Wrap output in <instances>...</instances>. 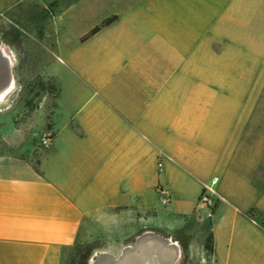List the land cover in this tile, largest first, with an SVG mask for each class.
I'll list each match as a JSON object with an SVG mask.
<instances>
[{
    "label": "crops",
    "instance_id": "1",
    "mask_svg": "<svg viewBox=\"0 0 264 264\" xmlns=\"http://www.w3.org/2000/svg\"><path fill=\"white\" fill-rule=\"evenodd\" d=\"M63 1L92 19L86 33L115 18L82 60H62L48 146L0 150V264H61L77 245L121 250L147 232L175 239L179 264H264V0L43 6ZM212 177L209 214L198 197ZM163 215L200 229L171 235Z\"/></svg>",
    "mask_w": 264,
    "mask_h": 264
},
{
    "label": "rangeland",
    "instance_id": "2",
    "mask_svg": "<svg viewBox=\"0 0 264 264\" xmlns=\"http://www.w3.org/2000/svg\"><path fill=\"white\" fill-rule=\"evenodd\" d=\"M43 5V0H28L6 9L0 5V45L10 55L14 80V87L0 101V150L20 154L33 149L32 157L37 155L35 151L42 147V138L49 131V110L55 97L52 81H66L68 75L63 61L73 62L69 59L73 53L77 60H82L81 37L93 23L92 19L81 16L79 7L68 9L67 1L58 9ZM161 198L155 197L156 211L164 214L170 202L162 204ZM199 213L203 214L202 222L208 227L210 221L206 212ZM157 222L164 224L171 235L183 227L200 229L199 223L190 217L163 215ZM197 236H200L199 231ZM119 252L120 249L106 250L100 245H77L64 253L61 264H91L100 253L117 255ZM183 258L182 252L177 263Z\"/></svg>",
    "mask_w": 264,
    "mask_h": 264
},
{
    "label": "water",
    "instance_id": "3",
    "mask_svg": "<svg viewBox=\"0 0 264 264\" xmlns=\"http://www.w3.org/2000/svg\"><path fill=\"white\" fill-rule=\"evenodd\" d=\"M1 56H4V59H6V63L5 62L2 63V61L4 59ZM0 69H1V72H2V73H0V87H3V86H5L7 84V81L10 79L11 58H10V55H9L8 51L2 45H0ZM149 233H151L153 235H156L157 237H159L161 239L169 240L171 243H173L172 245L174 246L173 247L174 255H176L178 253V255H177L178 257L176 258V260H178V258L180 256V250H179V247H178L175 239L166 238V237H163L161 235L155 234L153 232H147V233H144V234L140 235L135 240V242L133 243V245L135 246L134 247L135 250L132 248L133 245L125 246V247H130L131 249L128 250V252H125V253L123 251L120 254L118 253L117 254L118 258H112V257H110V255H108V254H112V253H101L98 256V258H96L92 262H95V261L97 262L98 261V262H101V264H149L148 263L149 260H146V258H148L149 256L145 257L148 254L145 253V252L143 253V251L141 249L142 245H139L140 244V238L144 239V237L146 235H148ZM144 240L146 241L148 239H144ZM145 241H143V242H145ZM168 251L170 253H173L170 250H168ZM117 255H114V256H117ZM126 256H127V258L125 259ZM168 262L169 261H167V262L163 261V264H170ZM150 264H151V260H150ZM173 264H176V263H173Z\"/></svg>",
    "mask_w": 264,
    "mask_h": 264
},
{
    "label": "bare ground",
    "instance_id": "4",
    "mask_svg": "<svg viewBox=\"0 0 264 264\" xmlns=\"http://www.w3.org/2000/svg\"><path fill=\"white\" fill-rule=\"evenodd\" d=\"M4 59V56H1ZM5 62L6 63V59H4L2 61V63ZM0 73L1 69H0ZM14 87V80H13V76L12 73L10 74V79L7 81V84L3 87H0V101L5 97L4 95L9 92L12 88ZM144 239H148V240H144ZM140 238V244L141 249L143 251V253H147L148 255H146L145 257L146 260H149L148 263L150 264V260H151V264H163V261H169L168 263L173 264V263H177L178 260H176V258L178 257V253L176 255H174V251H173V243H171L169 240H164L161 239L159 237H157L156 235H153L151 233H149L148 235H146L145 237ZM142 241V242H141ZM145 241V242H143ZM135 246L133 245L132 248L135 250L134 248ZM137 247V246H136ZM139 247V246H138ZM130 247H123L121 248L119 254L123 251L128 252V250H130ZM168 250H170L173 253H170ZM101 254V253H100ZM110 255V257L112 258H118L117 256H114L113 254H108ZM127 258V256L125 257V259ZM125 261V260H124ZM176 261V262H175ZM130 263V262H129ZM92 264H101V262H92Z\"/></svg>",
    "mask_w": 264,
    "mask_h": 264
},
{
    "label": "built area",
    "instance_id": "5",
    "mask_svg": "<svg viewBox=\"0 0 264 264\" xmlns=\"http://www.w3.org/2000/svg\"><path fill=\"white\" fill-rule=\"evenodd\" d=\"M52 140V132L48 131L46 135L42 138V146L46 147ZM218 182L217 177H212L208 185H206L202 191L200 192V195L198 197V203L201 205H206L209 209V214L212 213V208L215 207L217 204L216 198L213 197L210 192L213 190L214 185ZM160 192H163V189L160 190ZM162 204H167L170 202L169 197H164L161 199ZM262 227L264 228V222L262 223Z\"/></svg>",
    "mask_w": 264,
    "mask_h": 264
},
{
    "label": "trees",
    "instance_id": "6",
    "mask_svg": "<svg viewBox=\"0 0 264 264\" xmlns=\"http://www.w3.org/2000/svg\"><path fill=\"white\" fill-rule=\"evenodd\" d=\"M114 18H115V17L108 18V19L104 20V21L102 22V24L93 27L88 33H86L85 35H83V36L81 37V42L85 41V40L88 39L90 36H92V35H94L95 33H97V32L100 30V28H101L102 26L108 25V24H110L111 22H113V21H114ZM40 84H41V86L43 87V83H40ZM213 209H214V207L212 208V212H213ZM207 247H208V248L211 247V238H210V237H209L208 240H207Z\"/></svg>",
    "mask_w": 264,
    "mask_h": 264
}]
</instances>
